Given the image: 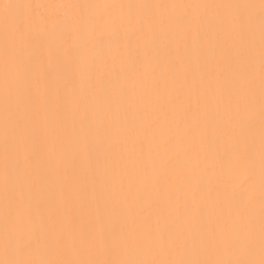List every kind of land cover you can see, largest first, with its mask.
<instances>
[{
    "label": "snow or ice",
    "instance_id": "snow-or-ice-1",
    "mask_svg": "<svg viewBox=\"0 0 264 264\" xmlns=\"http://www.w3.org/2000/svg\"><path fill=\"white\" fill-rule=\"evenodd\" d=\"M0 264H264V0H0Z\"/></svg>",
    "mask_w": 264,
    "mask_h": 264
}]
</instances>
